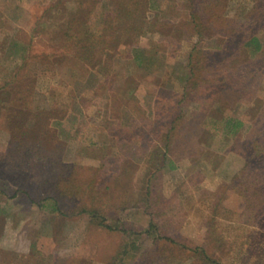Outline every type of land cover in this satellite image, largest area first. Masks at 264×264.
<instances>
[{
    "label": "rangeland",
    "instance_id": "obj_1",
    "mask_svg": "<svg viewBox=\"0 0 264 264\" xmlns=\"http://www.w3.org/2000/svg\"><path fill=\"white\" fill-rule=\"evenodd\" d=\"M0 264H264V0H0Z\"/></svg>",
    "mask_w": 264,
    "mask_h": 264
},
{
    "label": "trees",
    "instance_id": "obj_2",
    "mask_svg": "<svg viewBox=\"0 0 264 264\" xmlns=\"http://www.w3.org/2000/svg\"><path fill=\"white\" fill-rule=\"evenodd\" d=\"M244 47L249 48L250 55H253L256 52H260L262 50V44L260 39L256 36H251L244 42Z\"/></svg>",
    "mask_w": 264,
    "mask_h": 264
}]
</instances>
